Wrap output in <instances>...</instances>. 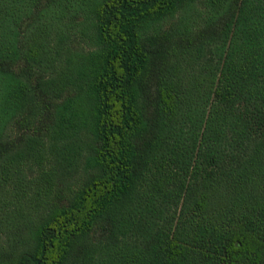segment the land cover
Instances as JSON below:
<instances>
[{"label":"trees","instance_id":"obj_1","mask_svg":"<svg viewBox=\"0 0 264 264\" xmlns=\"http://www.w3.org/2000/svg\"><path fill=\"white\" fill-rule=\"evenodd\" d=\"M0 264H264V0H0Z\"/></svg>","mask_w":264,"mask_h":264}]
</instances>
